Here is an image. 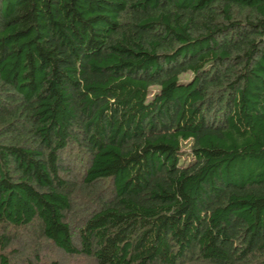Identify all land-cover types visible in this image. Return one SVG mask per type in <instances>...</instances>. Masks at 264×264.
Segmentation results:
<instances>
[{
	"label": "trees",
	"instance_id": "trees-1",
	"mask_svg": "<svg viewBox=\"0 0 264 264\" xmlns=\"http://www.w3.org/2000/svg\"><path fill=\"white\" fill-rule=\"evenodd\" d=\"M42 244L264 264V0H0V264Z\"/></svg>",
	"mask_w": 264,
	"mask_h": 264
},
{
	"label": "rangeland",
	"instance_id": "rangeland-1",
	"mask_svg": "<svg viewBox=\"0 0 264 264\" xmlns=\"http://www.w3.org/2000/svg\"><path fill=\"white\" fill-rule=\"evenodd\" d=\"M189 77V74L186 75H181L180 79L181 80H185ZM152 92V90L150 91ZM77 156V155H76ZM74 160V159H73ZM77 159L74 161L69 160L67 165L69 167V169L71 170V174L74 173V175L77 174L78 170H79V164L77 163ZM20 238H24L23 235H20ZM25 241L23 240V243H16L14 242L12 245V252L10 253V256L12 257V260L14 258H19L18 256H20V258L24 255H27L28 253L23 252L22 247L25 246ZM39 250V258H40V264H83L84 262H82L81 259H79L78 257H73V256H66V255H61L60 253H58L57 251H55V249L49 247L48 245H44L42 244V246L38 249ZM9 255V254H8ZM10 256H8L9 260H11ZM17 259H15L13 262L15 264H18L16 261Z\"/></svg>",
	"mask_w": 264,
	"mask_h": 264
}]
</instances>
